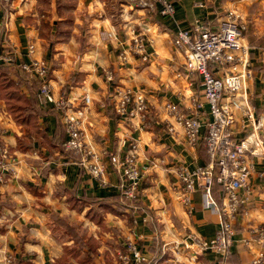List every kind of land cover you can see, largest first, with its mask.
<instances>
[{"label":"crops","instance_id":"crops-1","mask_svg":"<svg viewBox=\"0 0 264 264\" xmlns=\"http://www.w3.org/2000/svg\"><path fill=\"white\" fill-rule=\"evenodd\" d=\"M170 1L171 18L160 14V6L149 13L128 0H69L68 7L59 0H13L10 5L0 0V132L13 159L10 176L0 181V264L9 257L12 264H56L62 257L81 264L88 239L97 245L94 264H121L117 254H127L128 244L147 257L144 264H253L264 252V159L254 161L252 199L234 222L230 256L203 252L193 236L214 239L219 220L205 209L201 190L188 209L177 171H194L210 159L204 141L190 147L182 126L167 112V104L174 103L189 115L193 99L204 101L202 79L187 73L174 37L196 25L217 28L233 11L247 25L249 96L261 125L254 133L264 142V0H202V6L201 0ZM132 29L152 42L149 62L134 53ZM31 45L34 55H29ZM4 56L13 62H4ZM34 59L48 63L57 100L86 110L85 141L103 154L106 185L84 171L79 156L65 151L64 111L47 102L39 81L19 68ZM119 87L145 94L152 108L145 120L115 113ZM10 95L23 106L30 104L31 122L11 113ZM205 111L210 118L206 103ZM172 126L175 133L168 131ZM248 133L251 126L239 138ZM130 153L145 172L135 201L121 195L123 178L110 161L112 155L122 159ZM214 196L220 202L218 187ZM77 224L80 235L70 233Z\"/></svg>","mask_w":264,"mask_h":264},{"label":"built area","instance_id":"built-area-1","mask_svg":"<svg viewBox=\"0 0 264 264\" xmlns=\"http://www.w3.org/2000/svg\"><path fill=\"white\" fill-rule=\"evenodd\" d=\"M8 1V0H7ZM138 8L155 12L160 6V14L171 18L174 7L170 0H128ZM202 6V0L199 3ZM247 25L233 11L226 13L217 28L196 25L193 31L182 30L174 37L173 43L183 53L185 68L188 74H198L202 79L204 101L193 99L191 113L183 114L178 105L167 104L168 114L179 123L184 132L186 143L196 147L204 141L210 162L205 167L194 171L186 168L178 169V179L182 184V201L192 211V196L197 190L204 195V207L214 213L219 220L220 228L212 240L195 237L197 247L207 253H214L223 258L230 256L234 245V222L237 221L244 208L251 202L253 187L251 183L254 161L258 157L264 159L262 152L264 142L255 136L261 125L257 122L255 108L249 96L250 71L249 49L243 44ZM132 48L142 62H149L153 53L152 42L145 33L131 30ZM35 54V46L29 47V55ZM4 62H13L12 57L4 56ZM23 72L33 75L40 83V94L47 102L54 103L64 111L66 141L64 149L67 153L79 156V164L89 175L99 179L103 184L106 175L103 154L97 153L85 141L83 130L86 110H74L65 99H56L50 80V67L44 60L34 59L30 63L20 64ZM107 81L113 82V74L108 73ZM88 106L91 98L86 97ZM205 103L209 106L207 118ZM115 113L123 119L139 117L145 120L152 108L142 91H134L127 87L116 88ZM240 125V126H239ZM249 126L253 133L244 139L239 136L247 133ZM169 132L175 133L174 127ZM205 131V133L203 132ZM255 132V133H254ZM0 132V181L5 182L11 174L13 161L9 148L2 141ZM111 163L122 175L121 195L128 201L139 198L144 168L140 166L135 153L124 158L112 155ZM14 170L12 169V172ZM221 194L220 202L214 196V188ZM260 242L264 243V229L260 231ZM129 253H118L121 264H144L147 257L136 245L129 244ZM264 252L259 253L253 264H261ZM13 258L6 260L12 264Z\"/></svg>","mask_w":264,"mask_h":264},{"label":"trees","instance_id":"trees-1","mask_svg":"<svg viewBox=\"0 0 264 264\" xmlns=\"http://www.w3.org/2000/svg\"><path fill=\"white\" fill-rule=\"evenodd\" d=\"M50 77V76H49ZM12 98V103L10 104V108L12 109L11 113L18 118V116L16 115L17 113H19L18 115L20 117H22L23 120L26 119V121H29L30 118L32 117L31 115H27L28 110H30V104L28 106V104H26L25 106H23L22 101L21 100H15L14 101V95H10ZM16 109H18V111L16 112ZM82 247L88 248V253L81 259H79V262L81 264H94V258L97 256V245L95 244V240L94 239H88L86 244H82ZM81 248V246H80ZM75 258H78V256L74 255ZM56 264H68L67 262V258L66 257H62L61 259H59L58 261H56Z\"/></svg>","mask_w":264,"mask_h":264},{"label":"rangeland","instance_id":"rangeland-1","mask_svg":"<svg viewBox=\"0 0 264 264\" xmlns=\"http://www.w3.org/2000/svg\"><path fill=\"white\" fill-rule=\"evenodd\" d=\"M43 2H45L46 4H49V0H42ZM68 1V2H67ZM76 1H78V0H76ZM2 2H4V3H6V4H12V2H13V0H2ZM59 3H61V6L63 7L64 5H65V3L66 4H68L67 5V7L69 6V0H59ZM46 8V6H44L43 5V10ZM39 60H41V59H39ZM48 64V63H47ZM20 68V67H19ZM141 194V193H140ZM140 194H139V197H140ZM139 199V198H138ZM80 232H82V227H81V225H79V224H77V225H75V228H74V230H73V232L71 231L70 233H74V234H77V235H80ZM129 245V244H128ZM127 245V246H128ZM128 248V247H127ZM128 253H129V251H128ZM127 253V254H128ZM13 263V262H12Z\"/></svg>","mask_w":264,"mask_h":264}]
</instances>
